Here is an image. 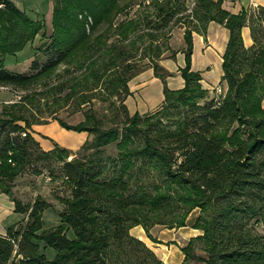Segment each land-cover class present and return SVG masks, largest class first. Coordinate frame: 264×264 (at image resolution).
Returning <instances> with one entry per match:
<instances>
[{
	"label": "trees",
	"instance_id": "obj_1",
	"mask_svg": "<svg viewBox=\"0 0 264 264\" xmlns=\"http://www.w3.org/2000/svg\"><path fill=\"white\" fill-rule=\"evenodd\" d=\"M154 2V15L147 12L113 26L126 7L121 0H53L47 36L42 18H32L12 0H0V87L28 92L42 83L45 88L22 95L0 112V184L10 194L9 182L18 174L25 169L40 173L36 162L53 160L61 163L60 176L70 191L56 196L62 208L50 227L44 225L47 202L14 200V211L27 218L0 235V264H164L130 229L141 225L155 241L150 227L184 226L194 209L199 213L192 227L202 233L181 247V264H264V6L256 13L250 8L233 13L223 8V0H196L185 16L196 22L184 33L185 65L178 69L184 84L172 89L166 82L172 73L159 60L174 58L176 52L163 57L166 47L156 40L158 31L185 8L180 0ZM210 21L223 24L229 37L221 62V95L207 99L209 90L200 71L191 69V56L192 32L205 35ZM245 25L249 46L241 34ZM37 35L44 42L34 55L43 49L45 62L32 59L30 72L7 69L5 55ZM112 35L122 42L108 44ZM144 35L149 63L139 66L136 43ZM61 63L75 64L79 73L54 84L50 78ZM147 68L162 80L161 108L129 115L124 103L131 95L128 82ZM66 89L57 100L74 96V111L87 103L84 120L69 124L52 119L92 138L75 152L57 143L43 150L29 130L49 120L26 113L50 92ZM93 98L119 100L124 126L103 128ZM165 113L173 121L159 124ZM48 247L54 250L52 259Z\"/></svg>",
	"mask_w": 264,
	"mask_h": 264
},
{
	"label": "rangeland",
	"instance_id": "obj_2",
	"mask_svg": "<svg viewBox=\"0 0 264 264\" xmlns=\"http://www.w3.org/2000/svg\"><path fill=\"white\" fill-rule=\"evenodd\" d=\"M17 5L20 6L22 9H25L27 12H30L32 14H38L42 17H45L46 22L44 20V23L48 25V28H46V35L48 36L51 31V23L47 19L48 12L50 11V8L53 5V0H15ZM154 1L156 0H121L122 4H126V7L123 9L121 13L118 14V16L114 20V25H117L118 22L130 18H140L145 15L147 12H151L153 15L155 13L153 9ZM161 1V0H158ZM183 2V6L185 9L178 11L176 15L172 17V19L168 22L167 26L163 27L161 31H158V39L156 42H158L159 45H162L161 47L164 48L166 47V50L163 51V57L164 56H169L172 54V52H176V55L174 58H170L169 64L170 66H174L175 69L172 71L170 69V72L172 73L171 76L174 74L177 75L179 73V68L183 67L185 65V55L184 53L181 54L180 58L183 62V66L180 64L179 56L177 53L181 52L185 49L186 44L184 41V33L186 31V26L189 24V26L192 28L193 23H195V19L192 17H185L187 14L190 13V10L193 8L195 5L196 0H180ZM233 1V0H232ZM240 1V0H239ZM245 1V0H241ZM249 1V0H247ZM259 3H263L264 0H256ZM235 1H233L234 3ZM244 3V2H242ZM258 6H264L262 5H254L250 7V9L255 10V13L259 11ZM31 15V14H30ZM46 15V16H45ZM52 15V11H51ZM158 20V19H157ZM50 23V25H49ZM87 31H89V26H86ZM147 30L145 27L141 30L139 28L137 30L138 34H141L143 31ZM157 32V31H156ZM196 32H192V38L195 36ZM122 42L120 38L117 35H112L109 36L107 39V43L110 44L111 42ZM44 42V38H42L40 35H37L34 39L29 40L28 42L25 43L24 47L20 49L19 51L15 52L14 54H7L5 55L4 63L6 65H11V64H20L23 59L29 57V55H33L35 49L40 46ZM128 40H124L123 43L127 44ZM144 42V43H142ZM149 42V40L146 38V36H143V41H138L136 43L138 48L137 56L135 57L137 60V64L139 66L146 65L149 63L148 59V50L146 49L145 51L143 50L146 48V44ZM246 45H250V41H245ZM146 54L143 56V54ZM143 56V57H142ZM34 58H37L39 63H44L46 60V55L43 51V49H39L38 53L36 56L34 55ZM165 59L162 58L159 60L160 64L163 65L165 68L167 66L165 64ZM203 60V57L201 53H199V50L196 51L195 56H194V70H199L201 62ZM212 61L208 63L207 67H202L200 69V73L202 75V80H204L208 84V96L206 97L211 98L212 96H215V88L218 86H223L220 85V80L222 76V66L221 63L218 64V60H216L214 57L211 59ZM32 61V60H31ZM30 62H28V65L21 70V72H30ZM204 63V61H203ZM75 64H65L61 63L57 66L55 69L53 75H52V82L55 84L58 81L69 79L74 75H77L79 73L78 69H75ZM166 69V68H165ZM192 69V67H191ZM146 70V69H145ZM144 70V71H145ZM193 70V69H192ZM147 76L145 75L144 78ZM138 81V79L133 80V78L128 82L129 90L131 92V97L127 96L124 103L126 104L128 108V113L133 114L134 112L138 111L140 108V102H139V94H138V88L140 87L139 84H135ZM167 81V79H166ZM8 88V87H5ZM44 86L42 83L39 85H35L34 88L31 90L27 91H22V90H8L12 92V97L8 98L10 100L18 101L22 95H25L26 93L32 92V90H37L42 91L44 90ZM68 89L61 93H53L50 92L48 94V99H41L38 101L36 104L37 106L33 107V111L27 112L26 115L33 119H39V120H44L47 118L50 121H52V116H55L57 118L63 119L65 122L69 124H78L82 120H84V115L83 112L86 110L89 105L83 104L81 105V109L79 111H74V108L76 107L77 101L74 96H71L65 100H57L60 96H64ZM137 92V95H134L133 92ZM0 91H5L2 88H0ZM222 92V89H221ZM102 97L105 95L102 94ZM4 96L0 92V112L2 111L3 106L9 105L8 103H5L4 101L6 99H3ZM93 105L92 108L95 111V114L99 121L101 122V126L103 128L112 126L114 124L118 125L120 128L124 126L125 124V119L126 115L121 111L119 105L120 101L116 100L115 98L113 99H104V100H99L97 98H93ZM112 100L115 101V103H110ZM139 105V106H138ZM161 108V102L152 105V107L147 108L145 112H156ZM53 111L54 113L50 115V112ZM139 113H144V111H138ZM168 114H161L159 116V124H166L169 122H172L169 120V117L167 116ZM154 124L158 125V121L156 122V119L154 120ZM35 125V124H34ZM33 127V126H32ZM31 127V129H32ZM30 129V130H31ZM33 131V130H32ZM30 132V131H29ZM87 134L86 139H91L92 135ZM36 135L39 137V141L42 143H47L51 144L52 142L55 143H60V144H66L67 146H77L79 142L82 139L81 133L79 131L75 130H68L63 127H61L59 124H51L44 126L42 128L36 129ZM62 146V145H61ZM67 148V147H65ZM71 150L72 152H75L79 149L78 148H67ZM114 146L111 145L109 147V151H113ZM114 152V151H113ZM73 157V156H71ZM38 169H40V173L34 172L32 169H25L22 171L20 174H18L10 183V194L14 200L20 201L22 204L25 205H31L34 201L36 200H44L45 202L48 203V208L45 214L44 218V225L45 227H50L55 223V220L57 218V213L58 211L62 208V205L59 203L57 200L56 196H67L69 195L70 191L68 186L66 185L65 182L61 179L60 173H61V163L53 161V160H45V161H38L36 162ZM44 175H50L53 180L46 182L44 180ZM1 185V184H0ZM3 189V187L1 186ZM196 213H199L198 209H194L191 213V217L188 219V222L190 223L191 220L194 219V215ZM17 215L13 214L8 217H4L3 215H0V235H3V232L7 230L9 226H11V221L16 217ZM20 216V215H19ZM21 223V222H20ZM18 224V223H17ZM21 224H24L21 223ZM9 225V226H8ZM22 227L23 225H17L18 227ZM141 226V225H140ZM6 227V228H5ZM67 236L69 238H72L74 236L73 232L71 229L67 231ZM153 241V240H152ZM42 249H45L44 247ZM46 255L48 258L52 259L54 257V250L50 247L46 248ZM190 264H194V262L190 261Z\"/></svg>",
	"mask_w": 264,
	"mask_h": 264
},
{
	"label": "crops",
	"instance_id": "obj_3",
	"mask_svg": "<svg viewBox=\"0 0 264 264\" xmlns=\"http://www.w3.org/2000/svg\"><path fill=\"white\" fill-rule=\"evenodd\" d=\"M12 1L17 5L15 0H12ZM233 1L235 2L233 3ZM233 1L223 0V3H222L223 8L230 12L237 13L242 8L248 9L257 4L264 5V2L259 3L256 0H249V1L233 0ZM18 7L21 10H24L32 18L34 19L42 18L46 22L45 17H42L38 14L36 15L32 14L30 12H27L25 9H22L20 6ZM51 11H52V7L50 8V11L47 14L48 16L47 19L50 21V23H51ZM45 26L46 28H48V25L46 23H45ZM241 34H242L244 45L247 46L245 42L247 40L250 41V45H251L252 39L250 35V28L248 25H245L242 27ZM228 37H229L228 29L223 24H220L215 21H210L207 24L205 35L196 33L195 36H193V50H192V56H191L192 69L194 70L195 68L194 67V56L197 50H199V53H201L203 57V60L201 62L202 65H200L201 66L200 69L202 67L210 66L208 65V63L212 61L211 60L212 57L218 60V64H220L222 62V56L226 49ZM181 54L183 53L181 52L177 53V55L179 56L180 64L181 66H183V62L180 58ZM33 56L34 54L31 56L29 55V57L23 59L20 64H17V63L11 64V65L5 64V66L7 69L11 71L21 72V70H23V68L28 65V62L32 60ZM167 60H170V58L165 59L164 65L167 64L165 68L168 71H170V69L173 71L175 67L170 66L169 64L170 61H167ZM200 69L196 71H200ZM177 73L174 74L173 76H168L166 78L167 85L172 89L180 88L184 84L183 78L179 76V74L177 75ZM145 75L147 76L146 78H144ZM135 79H138V81L135 84L140 85V87L137 89L139 97H140L138 99L140 102V106L138 105L140 109L138 111L142 110L145 112L148 110L147 108L152 107L153 104L156 105L160 102L162 103V100L164 98L163 83L159 77L154 75L152 68H147L145 71L138 73L136 76L133 77V80ZM202 85L203 87L208 88V84L204 80H202ZM0 88L5 90V91H0L4 96H6L3 99H6L5 101L10 100L8 98H11L13 95L12 92L8 91L10 90V88H5V87H0ZM136 93L137 92H135L134 90L133 94L137 95ZM131 96L132 95H129V97ZM51 124L57 125L59 123L56 120H52L44 124H35L33 125L32 129L29 130L33 138L39 143L40 147L43 150L52 149L54 147V142H52L49 145L45 142L42 143L41 141H39V137L36 135V129L42 128L44 126L51 125ZM80 133H81L82 139H80L81 141L79 142L77 146H67L66 144H60V143H57V144L60 146L62 145V147H67V148H72V149L78 148L84 143L87 137V134L85 133V131H80ZM46 211L44 212V218H45ZM191 213L187 217L186 225L184 226H180L176 228H168V227H164L161 225H154L150 227L149 233L156 239L155 241H152V239L147 236L144 228L140 225H136L132 227L130 229V234L139 238L143 242H145V244L155 252V254L163 261L164 264H181L184 258V254L181 250V247L184 246L190 238L202 233L200 229L192 227V224L196 216L198 215V213L194 215V219L191 220L190 223L188 222V219L191 217ZM13 214L17 216L13 219L14 222L11 221L10 223L11 225L17 224L18 222H22L26 220L27 218L26 214H22V213H18L14 211V199L12 198L11 194L4 191L0 185V215L10 218V216H12ZM54 220L57 221V218ZM4 234H6V231L3 232V235Z\"/></svg>",
	"mask_w": 264,
	"mask_h": 264
},
{
	"label": "built area",
	"instance_id": "obj_4",
	"mask_svg": "<svg viewBox=\"0 0 264 264\" xmlns=\"http://www.w3.org/2000/svg\"><path fill=\"white\" fill-rule=\"evenodd\" d=\"M221 88H222L221 86H218V87L215 88V90H216V92H215L216 96H220L221 95ZM13 102H15V101L14 100H7V101H5V103H8V104L9 103H13ZM25 135H26V131H22L21 132V136L24 137ZM8 162L11 163V159H9ZM2 163H3L2 162V159L0 158V167H1ZM44 180L46 182L51 181V177L49 175H44ZM0 181H1V170H0Z\"/></svg>",
	"mask_w": 264,
	"mask_h": 264
}]
</instances>
